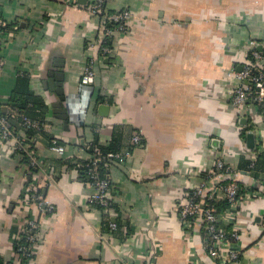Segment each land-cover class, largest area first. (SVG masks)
Returning <instances> with one entry per match:
<instances>
[{"label":"crops","instance_id":"crops-1","mask_svg":"<svg viewBox=\"0 0 264 264\" xmlns=\"http://www.w3.org/2000/svg\"><path fill=\"white\" fill-rule=\"evenodd\" d=\"M88 4L0 0L6 22L0 106L6 111L18 76L26 75L45 103L48 128L17 133L33 148L34 169L14 140L0 138V264L18 261L14 244L27 218L39 219L41 238L26 264H216L202 247L201 223L188 238L177 211L186 190L218 159L235 169V182L260 189L264 170L253 173L246 165L264 152V108L231 104L230 73L247 60L251 42L264 52V0H109L110 12L128 8L131 18L96 65L94 84L83 86L89 43L101 35ZM244 127L259 140L253 149L249 133L241 137ZM134 134L141 145L132 149ZM49 138L65 147L63 155L51 150ZM114 138L131 154L108 169L116 205L109 217L117 224L109 232L89 201L93 187L65 163L86 161L85 144ZM32 188L54 208L51 214L40 216L27 203ZM234 228L240 264H264V193L239 210Z\"/></svg>","mask_w":264,"mask_h":264},{"label":"built area","instance_id":"built-area-1","mask_svg":"<svg viewBox=\"0 0 264 264\" xmlns=\"http://www.w3.org/2000/svg\"><path fill=\"white\" fill-rule=\"evenodd\" d=\"M75 1V0H74ZM109 0H89V14L99 18L101 23V35L98 42H90L89 49L92 55L87 58L83 67L80 83L83 86H91L95 82L96 65L101 63L112 52L113 37L117 33H124L131 18L128 8H123L116 12L108 10ZM68 4V1L65 2ZM112 23L113 26H109ZM6 26V22L0 13V34ZM109 40L111 46L104 45V41ZM248 57L240 70L230 73V78L234 80V87L231 97V104L236 108L242 109L247 103L253 104L256 108H264V52L258 53L254 50V42L250 43ZM264 47V44L262 45ZM3 61L0 58V68ZM14 115V114H13ZM12 115V116H13ZM0 115V138L3 140L12 139L15 142L17 151H21V157L28 158L30 166L38 167L37 157L33 148L25 141V138L15 134L14 128L10 125V117ZM19 127V125H18ZM32 129L34 131L45 132L48 128L46 124L32 121L22 116L20 128ZM256 141L258 142L259 140ZM51 150L59 155H63L65 147L57 144L56 140L51 141ZM141 145V138L134 134L131 141V148ZM91 144H85V149H90ZM260 145L257 149H260ZM130 148V150H131ZM121 153H110L106 159L121 163L130 156L131 151ZM99 149L93 148V153L88 156L89 161L88 176L91 179L90 185L94 193L90 198V203L107 207L110 196V184L99 179L97 163L101 160ZM235 169L218 159L212 170L205 172L206 177H201L196 186L190 187L184 193L183 201L178 206V218L182 227L183 234L191 238L194 226L197 222L201 223L202 247L205 253L215 261L216 264H240V254L232 249L233 243L239 240V233L235 230L234 224L239 210L248 202L261 197L264 193V176L260 178L259 190L251 191L246 186L235 182L231 177ZM216 178L217 182L212 187H208V181ZM241 189L244 191L240 194ZM225 200L229 205L222 211L209 204V201ZM27 203L34 204L40 216H46L53 212L52 206H47L43 198L36 191L27 194ZM105 209L104 212H106ZM39 216V217H40ZM229 227V229H227ZM109 232H113L116 225L109 222ZM24 232L26 234L23 246L15 249V254L20 264L23 258L31 257L41 238V226L38 218H27L25 221ZM14 263V264H15ZM122 264H128L123 262Z\"/></svg>","mask_w":264,"mask_h":264},{"label":"trees","instance_id":"trees-1","mask_svg":"<svg viewBox=\"0 0 264 264\" xmlns=\"http://www.w3.org/2000/svg\"><path fill=\"white\" fill-rule=\"evenodd\" d=\"M109 26H113L112 23L109 24ZM6 27V26H5ZM4 27V28H5ZM3 31V29H2ZM104 45L107 46H111V43L109 40H105ZM259 110L262 111V109L259 107ZM46 110V106L44 101L42 100L41 97L35 95L29 88L28 86V77L26 75H19L16 81V85L15 88L13 90V92L11 93L9 99H8V105L6 108V111H3V109L0 106V115L1 116H5V117H9V116H13L10 117V125L12 128H14V133L17 134L18 131H22L24 133V137H28V136H32L35 134H43L45 132L43 131H34L32 129H25V128H20V124L22 123V116H25L27 118H29L32 121H36L38 123H42L45 124L43 121V112ZM19 125V127H18ZM251 127H244L243 130H241V137L244 138L246 133H249L248 131H250ZM52 141L53 139L49 138V141ZM26 138L24 143H26ZM57 144H60L58 141H56ZM52 144V142H51ZM30 145V144H29ZM91 148L90 149H85V151L87 152L88 155H91L93 153V148L97 147L99 149V154H100V158L101 160L97 163V171H98V175H99V179L104 180L110 182V179L108 177V169L110 166H112L113 164H119V162L117 161H113L110 159H106V156L110 153H121L122 152V148L120 146V144L118 143V139L116 140V138L112 139L109 141V143L107 145H101L98 142L92 143L91 144ZM30 147L32 148V146L30 145ZM19 153H21V151H18ZM23 155V153H21ZM23 162L29 163L28 158L23 156ZM89 161H80V162H68L65 163V165L71 166L73 169L77 170L82 179L84 181H86L87 183H90L91 179L88 176V170H89ZM260 165H264V152L260 153L259 156H257V158L254 161H249L247 163V167H246V171H250L255 173L254 171L256 170V172L258 170H264V167H259ZM30 169H34V167L30 166ZM264 176V173L261 175L262 178ZM200 177H206L205 173H202V175ZM110 188H111V184H110ZM33 191L41 192L40 190H35V188H32L31 190L28 191V195L31 194ZM244 191L241 189L240 194L243 193ZM39 194V193H38ZM209 204L214 206L216 208L217 211H222L225 208L228 207V203L225 200L222 201H209ZM93 207L97 208L98 210L103 212V221H104V226L105 228H107V226L109 225V222H111V219L109 217V211L112 209H116V205H114L113 201L110 199L108 201V205L106 208L97 205V204H93ZM105 209H107L106 212ZM117 225V224H116ZM229 229V227L227 228ZM26 234L25 232H23L21 238L14 244L15 249L18 246H23L25 243V239H26ZM32 257V255H31ZM31 257H27V258H23L20 264H26L28 262L29 259H31Z\"/></svg>","mask_w":264,"mask_h":264},{"label":"water","instance_id":"water-1","mask_svg":"<svg viewBox=\"0 0 264 264\" xmlns=\"http://www.w3.org/2000/svg\"><path fill=\"white\" fill-rule=\"evenodd\" d=\"M56 76H54V77H56ZM59 91H61V90H59ZM60 100H63L62 96H61ZM59 106L62 107V102H60ZM4 109L5 108H3V111H4ZM59 112L61 113V115H59L58 117L65 120L66 116L64 114V110L60 109ZM246 144H247V147L249 149H253L255 147L254 135L252 133L247 134V136H246Z\"/></svg>","mask_w":264,"mask_h":264}]
</instances>
